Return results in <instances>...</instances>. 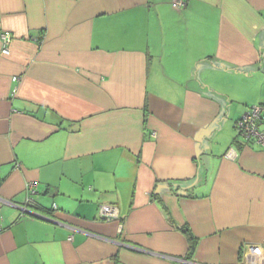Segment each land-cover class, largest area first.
Returning <instances> with one entry per match:
<instances>
[{
	"label": "crops",
	"instance_id": "crops-1",
	"mask_svg": "<svg viewBox=\"0 0 264 264\" xmlns=\"http://www.w3.org/2000/svg\"><path fill=\"white\" fill-rule=\"evenodd\" d=\"M172 2L0 0V264H264V0Z\"/></svg>",
	"mask_w": 264,
	"mask_h": 264
},
{
	"label": "built area",
	"instance_id": "built-area-1",
	"mask_svg": "<svg viewBox=\"0 0 264 264\" xmlns=\"http://www.w3.org/2000/svg\"><path fill=\"white\" fill-rule=\"evenodd\" d=\"M186 0H173L172 4L173 7L179 8L185 5ZM2 52L4 54L10 53V43L12 37L9 33H2ZM17 78H15L16 80ZM16 91V89L14 90ZM264 111V107L262 105H254L252 106L244 115L239 119L237 122V129L238 131L245 137L250 143H254L264 147V129L261 128V115ZM37 183L31 182L27 185L28 191V202H33L34 198L33 195L36 193ZM53 208H56V204H53ZM28 211L27 205L24 208ZM101 218L106 220H112L119 217V213L117 208L111 204L102 205L100 208ZM262 252H263V259H264V241L261 244Z\"/></svg>",
	"mask_w": 264,
	"mask_h": 264
},
{
	"label": "trees",
	"instance_id": "trees-1",
	"mask_svg": "<svg viewBox=\"0 0 264 264\" xmlns=\"http://www.w3.org/2000/svg\"><path fill=\"white\" fill-rule=\"evenodd\" d=\"M251 107H252V106H251ZM251 107H250V108H251ZM262 122H263V113H262V115H261L260 123H261V128L264 129V128L262 127V124H263ZM238 136L241 137V138H243V140H245V142H249V143H250V141L247 140L245 137H243V135H242L239 131H238ZM27 205H28V206L32 205V206L38 207L37 204H36L35 199H34L33 202H28ZM184 231H185V232L187 233V235L189 236L190 244H191V250H193V247H194V244H195V239H194L193 235H192L187 229H184Z\"/></svg>",
	"mask_w": 264,
	"mask_h": 264
}]
</instances>
